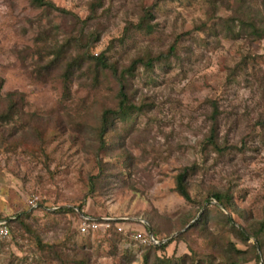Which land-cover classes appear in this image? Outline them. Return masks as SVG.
<instances>
[{
    "label": "rangeland",
    "instance_id": "374dc122",
    "mask_svg": "<svg viewBox=\"0 0 264 264\" xmlns=\"http://www.w3.org/2000/svg\"><path fill=\"white\" fill-rule=\"evenodd\" d=\"M49 1L68 14L34 8L29 0H0V95L21 93L28 123L6 130L13 135H3L0 148V221H11L8 236L0 238V264H58L63 251L80 264V250L89 264H145L148 247L134 235L150 233L147 219L157 228L156 244L169 243L149 253L148 264H227L217 247L231 246L227 259L239 257L236 250L251 255L248 243L255 238L244 242L236 228L264 216V36L257 37L252 26L264 27V0H245L243 6L242 0H162L148 21L152 29L139 21L155 0L102 1L98 16L84 27L85 34L100 33L90 49L94 56L105 52L119 71L136 56L166 51L173 42L177 56L151 69L140 64L128 77L141 110L116 120L108 132L111 155H103L109 167L102 176L111 182L95 181L92 192L90 177L99 173L95 112L112 102L113 93L94 88L92 73L83 85L71 82L67 94L60 78L35 72L38 50L44 54L48 45L77 34L91 0ZM207 99L217 100L222 111L221 147L232 148L220 151L204 140ZM185 168L189 200L176 188ZM211 192L231 195L233 208L224 212L235 227L214 199L205 202ZM32 195L45 207L31 206ZM80 200L87 217L98 223L109 217L120 225L121 237L100 224V230L82 233L81 211L52 209ZM205 208L203 223L190 228ZM23 212L28 215L20 225L13 219ZM207 231L216 238L204 236ZM259 255L246 263L264 264V238Z\"/></svg>",
    "mask_w": 264,
    "mask_h": 264
},
{
    "label": "trees",
    "instance_id": "16d2710c",
    "mask_svg": "<svg viewBox=\"0 0 264 264\" xmlns=\"http://www.w3.org/2000/svg\"><path fill=\"white\" fill-rule=\"evenodd\" d=\"M103 0H91L88 5V17L82 21L79 22V27L77 28V34L73 36H69L65 38L63 44L61 45H48L49 50L44 53H42V49L38 50V60L35 62V72L38 75H45L44 77H52L55 76L57 78H60L64 85V90L67 94H69L70 87L69 84L73 82L74 80H77L80 85H83L86 80L85 77H89V73H92V86L94 88H100L101 86H105L110 92L113 93L112 95V102L111 103H105L95 113H99V118L97 119V123L95 126H93L92 134L94 135V142L95 144V160L98 167L99 173L97 175H92L90 177V191L94 190L95 188V181L102 180L109 184L111 181L109 179V176H102L104 173V170L108 169L109 163L103 160V155H111V152L108 151L109 149V143L107 141V134L109 131H111L116 123V120H125L128 116L132 115L133 113H138L141 108L140 106L136 105L133 95L129 92V84L127 82L128 77L134 76L135 69L140 64L146 69L153 68L154 65L162 62H166L170 57L177 56V46L175 42H173L169 48L166 51H160L154 55L147 54L146 56L138 55L135 58L131 60V62L122 70L119 71L117 63L114 61H110L105 56V52H102L96 56H94L90 49L94 42H96L99 38V31L92 30L89 31L87 34L84 32V27L93 19H95L97 15V8L101 7ZM162 0H155L153 1V4L151 7H146L143 9V15L141 17V20L139 21L140 25H144L147 29H152V26L149 25L148 21L149 19L153 18L152 10L161 2ZM29 3L34 8H45V9H54L57 8L58 10H61L64 14H68V12L64 9H61L59 7H55V5L49 1V0H29ZM239 4L243 6L245 4V0L239 1ZM250 11V9H249ZM252 11V10H251ZM70 13V12H69ZM264 24V23H263ZM252 26L256 29L254 32L257 34L256 36L261 38L264 36V27L256 26L254 23H252ZM185 34V33H184ZM179 37H182L180 35ZM178 37V38H179ZM41 39V38H40ZM42 40V39H41ZM43 41V40H42ZM44 42V41H43ZM46 57V59H44ZM60 72V73H58ZM102 78H104L106 81L102 82ZM108 81V85H106V82ZM112 83L116 90H112L109 83ZM107 86V87H106ZM207 103L211 106V109L207 111V118L209 120V129L206 135L204 136V140L207 142V144L212 145L213 147H216L217 150H225L232 148L230 145H223L221 147L219 143V129H220V122H219V116L222 112L220 109V106L218 104L217 100L213 99H207ZM24 101L21 96V93L18 92H8L6 95L2 96L0 95V148H3L5 144V138L3 135H13V134H5L4 132L7 130H11L15 128V126L18 124V121L20 124L26 123L25 119L27 118V114H25L24 110L22 109ZM142 107V106H141ZM143 108V107H142ZM33 122L35 126L40 125L39 119L35 118L34 115L30 114L28 115ZM263 126L264 120L259 121ZM16 124V125H15ZM43 142V141H42ZM114 155V150H113ZM187 168L182 170L180 173L176 176V188L178 190V193L186 200H189V193L187 191ZM102 176V177H101ZM264 197V194H263ZM211 199H214L217 203V207L221 210L222 214H224L226 220L230 223V225L234 226L233 220L229 215H226L224 212L231 211L233 208L232 206V197L231 195H225L220 192H211L209 193V197L205 199V202L209 203ZM39 205L44 206L47 204L43 199H38ZM83 201H78L73 205L72 207H64L60 206L57 208H52L54 211L57 212H74L77 211L76 208L81 211V214L84 216L86 215L84 211H82L83 208ZM207 208V207H206ZM205 208V211L201 213V215L198 217V219L195 221L193 225L190 226L192 228L193 226L199 224V222H202L203 217L207 215L208 209ZM264 210V205H263ZM76 213V212H75ZM20 214H17V217L14 218L17 223L20 225H25L24 221L22 220V216L28 215V213L23 212ZM6 226L8 228V225L11 221H8V219L5 220ZM203 223V222H202ZM144 227L149 230L152 233V236L156 239L157 236V228L154 226L152 221L147 219V225H144ZM10 228V227H9ZM8 228V230H9ZM188 228V230H190ZM240 234L244 237V242H248L250 237L255 238V243H248L249 249L253 252L251 255L244 256V252L240 250H236L235 252L238 254L239 257L235 258H228L229 254L226 251H231V246L223 248V247H217L216 249L218 254H220L222 257H226L227 264H247L246 262H249L251 257H255V260L259 259V244L261 245V241L264 238V216L259 220H254L249 223H246L240 228H236ZM100 230V228L96 229ZM109 231L110 235L113 237H121V232L118 231L116 222H110V226L107 228H104L103 231ZM92 232V231H91ZM181 235H178L177 238H179ZM206 237L209 239L214 240L216 237L215 235L207 231L205 233ZM168 242H162L159 244H143L140 245L143 248L148 247V252L152 255H155L157 251L164 250ZM221 245L222 243L219 242ZM51 248H54L53 245ZM214 248H216L214 246ZM81 251V250H80ZM81 253V259L79 260L80 264H89L90 261H88V257H86V254L82 251ZM147 253V255H144V263L148 264L149 256L151 254ZM246 253H248L246 251ZM249 253V254H250ZM240 254L243 255V257H240ZM77 255V254H75ZM216 255V253H215ZM70 257L71 254H69L67 251H63L57 255L58 264H72V259ZM157 260H159V256H155ZM239 258V259H237ZM184 262V261H181Z\"/></svg>",
    "mask_w": 264,
    "mask_h": 264
},
{
    "label": "built area",
    "instance_id": "2783aa9c",
    "mask_svg": "<svg viewBox=\"0 0 264 264\" xmlns=\"http://www.w3.org/2000/svg\"><path fill=\"white\" fill-rule=\"evenodd\" d=\"M29 199V198H28ZM38 197L37 196H30L29 203L31 206H35L38 202ZM82 218L79 223V231L82 233L88 232L95 230L98 227V224L103 225L104 228H107L110 226V222L112 221L109 217H105L101 219V222L98 223L97 220L92 219L90 217H87L86 215L84 216L83 214L81 215ZM127 220L126 218L121 219V221ZM6 221L1 220L0 221V238L7 237L9 234V230L6 226ZM147 225V224H145ZM118 231L123 232V229L120 225L117 224ZM134 238L137 239L140 243H153L156 244L155 238L152 236V233L150 232L149 234L142 235L140 233H135Z\"/></svg>",
    "mask_w": 264,
    "mask_h": 264
}]
</instances>
